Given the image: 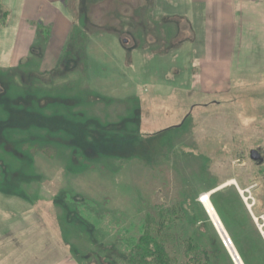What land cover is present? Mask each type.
Instances as JSON below:
<instances>
[{
  "label": "rangeland",
  "instance_id": "1",
  "mask_svg": "<svg viewBox=\"0 0 264 264\" xmlns=\"http://www.w3.org/2000/svg\"><path fill=\"white\" fill-rule=\"evenodd\" d=\"M235 1L226 51L221 40L207 52L146 50L148 20L129 29L123 17L92 24L96 44L52 63L42 29L31 50H12L1 0L0 264H129L130 235L166 207L184 212L179 235L223 252L199 198L230 180L213 205L244 263L264 264L243 230H256L244 197L264 226V163L250 158L264 149V31L252 33V17L239 24ZM121 28L128 50L115 46Z\"/></svg>",
  "mask_w": 264,
  "mask_h": 264
},
{
  "label": "crops",
  "instance_id": "2",
  "mask_svg": "<svg viewBox=\"0 0 264 264\" xmlns=\"http://www.w3.org/2000/svg\"><path fill=\"white\" fill-rule=\"evenodd\" d=\"M231 1L235 0H3V4L4 8L12 14L10 27L15 32V39L12 42L13 49H11L22 51L29 48L31 50L34 36L40 33L38 29H42L44 40L49 42V48H47L49 53L45 55V58L53 63L58 56L55 53L60 50L67 51L70 55L72 50L69 46L71 44L74 45V49L78 44L76 49L78 52H83V55L91 42L92 45L96 44L95 40H92V35H103V33L95 26L92 27V24L122 25L123 17L127 20L126 24L129 29L138 26L141 20L144 26L143 22L148 20L143 32V48L146 50L156 45L159 51L168 48L175 52L184 50L207 52L213 49L215 42L221 40V47L223 46L221 50L226 51L230 45L228 37L233 32L232 26L235 22L230 20L232 10L228 7L225 9L224 6ZM235 2L239 5L235 13L239 17L237 20L239 24H242L240 22H243L246 17L254 18L256 28L252 33L260 35L257 33L264 31L258 27L262 26L264 20L262 11L264 0H236ZM155 21L159 23L156 24V28L153 25ZM120 30V33H114L118 35L115 46L118 50H128L130 42L134 41L133 36L125 29ZM234 35L236 37L234 39L241 44L242 36L244 38V28L241 25L236 27ZM222 36L224 38L227 36L225 44ZM59 37L61 40H58ZM257 43L258 49H261L264 45V38L260 37ZM188 56L192 57V54ZM20 57L19 61H25L26 55ZM196 57L197 53L194 54V58ZM201 58L214 60L207 55ZM218 60L223 61L224 59L221 57ZM251 223L253 229L255 227L256 230H251L245 222L244 226L247 229H243L244 234H249L245 238L252 241L254 248L259 246L264 248L262 229L254 218L251 219ZM245 256L248 257L247 252Z\"/></svg>",
  "mask_w": 264,
  "mask_h": 264
},
{
  "label": "trees",
  "instance_id": "3",
  "mask_svg": "<svg viewBox=\"0 0 264 264\" xmlns=\"http://www.w3.org/2000/svg\"><path fill=\"white\" fill-rule=\"evenodd\" d=\"M1 2V0H0ZM7 14L0 7V25ZM212 197V196H211ZM167 208V207H166ZM160 209L157 215L147 216L141 230L133 231L129 242L127 263L129 264H233L220 240L210 246L192 236L179 235L178 229L184 223L183 211ZM179 219L180 223L176 224Z\"/></svg>",
  "mask_w": 264,
  "mask_h": 264
},
{
  "label": "bare ground",
  "instance_id": "4",
  "mask_svg": "<svg viewBox=\"0 0 264 264\" xmlns=\"http://www.w3.org/2000/svg\"><path fill=\"white\" fill-rule=\"evenodd\" d=\"M231 183H232V184H237L236 181H234V180H230V181H228L225 185H227V184H231ZM242 193L244 194V191H241V194H242ZM201 197H203V199H202V201H200V202H202V204H203L204 207L206 208L207 213L210 215V217L212 218V220H213L215 223H217V226H218L219 230H220V231L224 230L225 227H224V225H223V223H222V220H221V218L219 217V215H218V213H217V211H216V209H215V207H214V205H213V202H212V200H211V198H210V193H209V192H206V193H204ZM255 219H256V221H257V220L259 219V217H257V216L255 215ZM258 223H259V226H260V227H263V225H262V223L260 222V220H258ZM234 250L236 251V254L239 255L237 249L235 248ZM234 250H232L233 254H235ZM239 257H240V255H239ZM237 264H244L242 258H240V260H237Z\"/></svg>",
  "mask_w": 264,
  "mask_h": 264
},
{
  "label": "water",
  "instance_id": "5",
  "mask_svg": "<svg viewBox=\"0 0 264 264\" xmlns=\"http://www.w3.org/2000/svg\"><path fill=\"white\" fill-rule=\"evenodd\" d=\"M250 158L256 162L257 165H262L264 163V149L262 147L252 149L250 151Z\"/></svg>",
  "mask_w": 264,
  "mask_h": 264
},
{
  "label": "built area",
  "instance_id": "6",
  "mask_svg": "<svg viewBox=\"0 0 264 264\" xmlns=\"http://www.w3.org/2000/svg\"><path fill=\"white\" fill-rule=\"evenodd\" d=\"M220 233H221V238H222V242H223L224 246L231 252L233 259L236 261L235 258L238 257V255H236V257H235L233 252H232V250H234V245H233L232 239L229 237V235L226 232L220 231ZM238 259H239V257H238Z\"/></svg>",
  "mask_w": 264,
  "mask_h": 264
}]
</instances>
